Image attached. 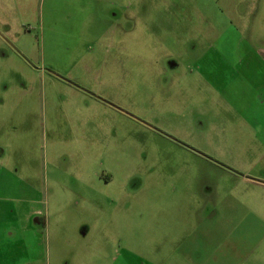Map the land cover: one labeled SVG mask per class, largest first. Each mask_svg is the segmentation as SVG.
Instances as JSON below:
<instances>
[{
    "label": "rangeland",
    "instance_id": "rangeland-1",
    "mask_svg": "<svg viewBox=\"0 0 264 264\" xmlns=\"http://www.w3.org/2000/svg\"><path fill=\"white\" fill-rule=\"evenodd\" d=\"M252 4L0 0V264H264V148L213 56Z\"/></svg>",
    "mask_w": 264,
    "mask_h": 264
},
{
    "label": "crops",
    "instance_id": "crops-1",
    "mask_svg": "<svg viewBox=\"0 0 264 264\" xmlns=\"http://www.w3.org/2000/svg\"><path fill=\"white\" fill-rule=\"evenodd\" d=\"M246 11L248 12L246 13L247 16H245L246 19L243 21V25L240 26L238 25L240 22L237 23L234 31L236 35L237 30L243 31V36H240L241 33L239 36L228 35L226 39V44L228 45H225L220 53L213 56H216L220 67L222 66V61H227L225 71L230 78L228 79L227 86L223 87V90L226 89L225 91L228 92L227 100L234 111L243 117L244 123L252 128L256 140H259V144L264 148V0H260L259 5H249L246 7ZM4 27V39L7 40L11 36L12 30L8 23ZM229 34H231V29L229 30ZM235 44L238 45L234 46ZM243 66L246 67L244 71H242ZM219 71L223 70L219 68ZM241 78L244 81L243 85L237 83ZM90 101L95 100L90 99ZM13 107L16 110L17 106L14 105ZM3 109L7 119L12 118L13 115L5 111V109H8L6 104L3 105ZM230 125H233V123L231 122ZM4 154V150H0V158L3 157L1 159H4ZM262 161L264 162V158ZM262 167L264 165L260 168L262 169ZM105 181L107 185L111 184L114 181V176L106 178ZM20 183L27 184V180H21ZM261 184L264 186V181ZM3 200L4 204L6 203L4 205V208H6L3 212L7 216L16 217L19 210L17 211V209L9 206V203L13 202V200L10 198H3ZM26 202L24 200L23 203ZM36 215V212L30 211L23 216L25 224L23 228L18 226V220L15 219L14 222H11L10 224H13V227L8 229V237L21 243V247L24 245L27 248V244L25 245L26 237L28 238L29 234L33 233L30 230L31 228L33 229L31 223H33V219L39 221ZM21 247L13 250L11 245L9 253L12 254L13 251H18L22 254ZM19 258L17 257L15 260Z\"/></svg>",
    "mask_w": 264,
    "mask_h": 264
}]
</instances>
